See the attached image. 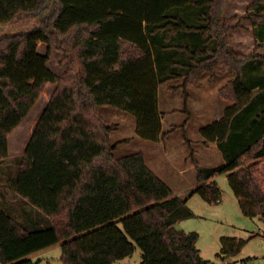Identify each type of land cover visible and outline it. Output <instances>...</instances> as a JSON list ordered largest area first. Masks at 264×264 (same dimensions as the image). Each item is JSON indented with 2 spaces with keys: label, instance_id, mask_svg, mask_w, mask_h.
<instances>
[{
  "label": "trees",
  "instance_id": "trees-1",
  "mask_svg": "<svg viewBox=\"0 0 264 264\" xmlns=\"http://www.w3.org/2000/svg\"><path fill=\"white\" fill-rule=\"evenodd\" d=\"M229 1L0 0V25L50 10L39 26L0 37V163L17 167L10 186L19 197L16 208L0 201V264H34L32 254L57 244L63 264H115L136 246L140 264H214L201 256L198 233L177 228L195 216L188 201L174 197L143 153L116 156L120 143L100 109L130 115L139 138L162 142L171 132L163 131L160 88L181 79L187 87L218 66L235 76L219 90L229 106L201 134L224 162L202 167L192 152V195L217 204L214 179L227 174L242 213L264 217V0L246 16L258 41L249 55L230 46ZM52 50L67 66L62 75L48 67ZM49 85L55 91L24 153L11 156V134ZM28 206L49 222L37 226ZM221 243L234 257L248 242Z\"/></svg>",
  "mask_w": 264,
  "mask_h": 264
},
{
  "label": "rangeland",
  "instance_id": "rangeland-1",
  "mask_svg": "<svg viewBox=\"0 0 264 264\" xmlns=\"http://www.w3.org/2000/svg\"><path fill=\"white\" fill-rule=\"evenodd\" d=\"M252 4L253 0H230L226 4L224 13V19L231 27L230 46L245 55L253 53L258 46L253 26L246 20ZM49 14L50 10L39 15L21 14L6 29L0 28V37L39 26ZM38 51L45 55L47 47L39 43ZM258 52L264 53V44L260 46ZM61 59L62 54L55 50L51 51L48 67L57 75H62L67 67L60 65ZM233 78L235 76L227 73L225 67L218 66L214 72L203 75L187 87H183V79L171 81L162 86L159 91V106L160 111L165 115L163 131L171 132L164 141L159 142L163 144V147L139 138L136 133V121L130 115L112 107H102L100 113L114 128L112 144L120 143L116 156L123 157L143 152L145 159L157 173L163 175L166 170L170 173L166 175L167 178H164L172 189L174 197L187 200L188 208L195 215L193 218L179 222L177 228L185 233L199 234L197 247L204 259L214 264H264V217L249 218L242 213L227 174L218 175L214 179L221 192V203L211 204L199 194L192 195L197 185L195 167L190 160L192 152L194 151L195 158L202 167H216L224 162L223 154L216 143L204 144L205 139L202 137L201 130L223 119L229 103L221 98L219 90ZM55 88L56 85H49L45 89L28 117L11 134L9 138L11 156L15 157L24 153ZM157 147L163 152L161 155L154 156ZM159 161L164 162L167 167L161 169ZM175 166L187 168L188 173L181 180L177 178L179 169H173V167L176 168ZM17 172V167L12 165L11 161L0 163V195L2 196L0 201L14 208L19 197L10 183ZM182 181L185 183L182 184ZM28 208L33 211V221L37 226L44 225L42 220L49 222L48 217L40 211L39 213L36 208L33 206ZM18 217L20 222L29 221L25 216L18 215ZM223 237L240 238L248 243L237 256L224 258L221 243ZM29 259L34 264H63L61 244L36 252ZM142 260L143 251L136 246L131 256L115 264H140Z\"/></svg>",
  "mask_w": 264,
  "mask_h": 264
},
{
  "label": "crops",
  "instance_id": "crops-1",
  "mask_svg": "<svg viewBox=\"0 0 264 264\" xmlns=\"http://www.w3.org/2000/svg\"><path fill=\"white\" fill-rule=\"evenodd\" d=\"M158 146H162L163 144L162 143H156ZM216 145V144H215ZM163 147V146H162ZM157 150H155V154H153L154 156H157V155H161L162 154V152H163V150L161 149V148H156ZM160 149V150H159ZM143 153V152H142ZM143 155H144V153H143ZM145 156V155H144ZM145 161H146V163H147V165L158 175L159 174V177H162V179L165 177V178H167L166 177V175H170V173H168L167 172V170L165 171V174H161L160 175V173H157L156 172V170L155 169H153L152 167H151V165H149V163H148V160H146L145 159ZM163 163V164H162ZM159 166H161V169H165V167H167V165L164 163V162H161V161H159ZM176 167V166H175ZM160 169V170H161ZM173 169L175 170V169H179V172L181 173H178V176H177V178L178 179H182V178H184L185 176H186V174L188 173V171H187V168L186 167H184V169H182V168H180V167H176V168H174L173 167ZM165 178L163 179V181H165L166 183H167V181L165 180ZM183 183H185V181H182V184ZM168 184V183H167ZM197 187V185H195V188ZM221 201V200H220ZM221 203V202H220ZM223 257L225 258L226 257V255H223Z\"/></svg>",
  "mask_w": 264,
  "mask_h": 264
},
{
  "label": "water",
  "instance_id": "water-1",
  "mask_svg": "<svg viewBox=\"0 0 264 264\" xmlns=\"http://www.w3.org/2000/svg\"><path fill=\"white\" fill-rule=\"evenodd\" d=\"M8 25H0V28L1 29H6ZM209 185V184H208ZM263 208H264V205H263Z\"/></svg>",
  "mask_w": 264,
  "mask_h": 264
},
{
  "label": "built area",
  "instance_id": "built-area-1",
  "mask_svg": "<svg viewBox=\"0 0 264 264\" xmlns=\"http://www.w3.org/2000/svg\"><path fill=\"white\" fill-rule=\"evenodd\" d=\"M217 202H218V203H220L221 201H220V200H218Z\"/></svg>",
  "mask_w": 264,
  "mask_h": 264
}]
</instances>
